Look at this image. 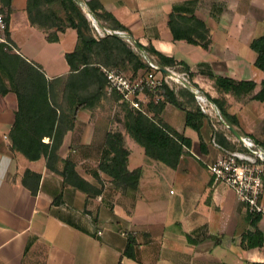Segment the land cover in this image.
Here are the masks:
<instances>
[{
    "label": "crops",
    "instance_id": "1",
    "mask_svg": "<svg viewBox=\"0 0 264 264\" xmlns=\"http://www.w3.org/2000/svg\"><path fill=\"white\" fill-rule=\"evenodd\" d=\"M26 1L2 0L7 40L14 53L41 73L58 96L54 89L62 92L66 77L73 78L64 54L77 43L75 30L31 23ZM79 2L89 26L93 17L102 28L85 0ZM97 2L124 27L120 30L129 38L121 40L142 60L140 50L150 46L175 61L162 68L183 71L181 63L186 65L189 83L212 99L216 111L219 95L210 75L255 84L264 77L253 66L255 53L248 46L263 30L259 17L264 0ZM170 14L192 15L203 22L208 31L207 46L173 39L168 27ZM106 29L115 30L111 26ZM50 32L56 40L47 39ZM168 87L186 109L196 105L182 85L171 82ZM222 98V108L234 114L237 123L225 121L219 113V125H215L204 115L200 140L185 126L180 109L165 103L156 111L162 122L190 141L188 146L182 145L174 166H167L145 156L142 145L125 132L122 117L113 118L112 108L120 102L116 93L104 94L91 108L77 111L48 168L46 156L28 160L11 149L8 132L16 99L11 91L0 93V264L262 263L264 210L252 224L235 192L212 182L207 165L225 151L236 149L231 132L247 134L264 144V101L236 100L228 93ZM147 100L144 98L141 106L144 104L151 114ZM113 131L122 133L126 168L140 169L134 192L121 188L98 167L101 161L108 164L111 160L105 141ZM41 141L49 142L47 137ZM66 159L82 185L65 182L59 174ZM261 178L264 209V165ZM255 227L263 235V247H241L240 236ZM128 234L135 242L132 258L122 254Z\"/></svg>",
    "mask_w": 264,
    "mask_h": 264
},
{
    "label": "trees",
    "instance_id": "2",
    "mask_svg": "<svg viewBox=\"0 0 264 264\" xmlns=\"http://www.w3.org/2000/svg\"><path fill=\"white\" fill-rule=\"evenodd\" d=\"M56 2L61 6L66 17L67 22L64 26L74 29L77 38L73 50L64 54L73 78L70 75L66 77L64 88L60 92L59 103L56 101L53 89H50L51 84L47 83L43 75L19 55L10 52L8 46L0 43V93L11 91L16 99L14 121L8 132L11 149L28 160H34L41 154L46 156L48 168L51 167L50 161L56 157L55 152L63 133L72 127L77 111L91 108L105 93L102 68L113 63L123 67L128 65L127 68L132 73L141 68L144 73L149 68L146 62L141 60V56L131 51L126 43L118 37L111 35L96 39L86 35L89 23L81 5L76 1L27 0L26 10L29 21L43 28L55 26L51 24V18L55 16L54 10H51L49 6ZM85 4L96 18L107 23L108 27L111 26L119 30L124 28L102 8L97 0H85ZM49 20L51 23L48 22ZM259 20L263 30L260 35L249 41L248 46L255 53L253 66L264 75V11ZM168 27L173 39H182L187 43L199 44L202 47H206L208 44V31L204 23L192 15L170 14ZM57 29L60 30V28ZM47 39L49 41L56 40L55 33H48ZM143 51L148 59L158 66H170L175 62L172 58L165 57L150 46L144 47ZM88 55L95 57L102 55L105 62L100 65L99 62L91 61ZM181 64L182 68L187 71L186 65ZM130 76L134 77L135 74ZM210 78L219 95L215 99L219 113L225 121L231 124H236L237 118L222 108L223 93L230 94L236 100L245 98L258 102L264 101V77L258 84L215 75H210ZM88 86L91 90L84 91ZM157 95L159 99L156 102L148 101L146 103L151 114H148L145 108H142V111L136 110L120 101L125 112L122 116L123 128L133 140L142 145L145 156L167 166H174L175 159L181 153L182 145L188 146L190 141L162 122L157 117L156 111H159L165 103L183 111L185 126L194 130L199 140V126L204 115L196 105L186 109L175 92L164 82L158 86ZM43 137H47L49 142H42ZM105 143L107 149L112 153V157L108 164L101 161L98 164L99 169L109 174L113 182L121 188L134 192L140 169L128 170L126 168L127 150L123 147L122 133L119 131L108 133ZM259 145L264 148V144ZM59 174L65 182L75 186H80L83 183L74 172L72 163L67 159L63 160L62 170L59 171ZM35 190L36 184L31 187V192L35 193ZM246 215L249 221L254 224L260 214L250 215L246 212ZM134 245V238L128 234L122 254L132 258ZM240 246L263 247L261 231L255 227L253 231L243 233L240 236ZM254 264H264V259L262 263Z\"/></svg>",
    "mask_w": 264,
    "mask_h": 264
},
{
    "label": "built area",
    "instance_id": "3",
    "mask_svg": "<svg viewBox=\"0 0 264 264\" xmlns=\"http://www.w3.org/2000/svg\"><path fill=\"white\" fill-rule=\"evenodd\" d=\"M3 10L2 0H0V43L11 48L6 36V21ZM91 18L97 32L106 30L110 35L129 38L125 31L101 28L96 25L94 18ZM140 51L149 67V70L140 75L131 77L116 67L102 68L107 94L116 93L120 101L127 103L133 109L142 111L141 103L144 98H150L152 102L159 99L157 88L162 82L167 85L175 82L192 94L197 108L203 115H217L212 99L192 87L186 71H173L169 68L159 67L151 62L142 50ZM157 71L162 75L157 76ZM231 142L240 148L225 151L222 156L217 157L211 164L207 165V170L213 183L230 188L235 192L237 199L244 205L248 214H261L264 210L260 200L263 188L261 174L264 165V148L247 134L231 132ZM214 145L219 148L217 144L214 143Z\"/></svg>",
    "mask_w": 264,
    "mask_h": 264
},
{
    "label": "rangeland",
    "instance_id": "4",
    "mask_svg": "<svg viewBox=\"0 0 264 264\" xmlns=\"http://www.w3.org/2000/svg\"><path fill=\"white\" fill-rule=\"evenodd\" d=\"M76 2L77 3H80L79 2V0H76ZM49 8L51 9V10H54V14H55V16L53 17V18H51L52 19V23L50 22V20L48 21L49 23H51V24H54L57 28H64V25L66 24V17H65V15H64V12H63V10H62V8H61V6L59 5V3L58 2H56V3H51L50 4V6H49ZM85 13H88V11L86 12V10H85ZM91 18V17H90ZM97 20H98V22L101 24V26H102V28H104V29H106V26H107V23H104L103 21H101L100 19H98L97 18ZM92 23V22H91ZM105 26V27H104ZM50 33H52V32H50ZM85 34L86 35H89V36H91V37H93V38H100V37H103V36H111L110 34H108V32L105 30V31H101V30H99V32H97L96 31V29L94 28V26H93V24H91L89 27H88V31H86L85 32ZM113 36H115V37H118L119 39H121L122 37H119V36H117V35H113ZM124 42V41H123ZM9 51L10 52H14L13 51V49L12 48H10L9 47ZM135 53V52H134ZM88 56H90V55H88ZM91 61H93V62H99L100 63V65H102V64H104V62H105V59L103 58V56L102 55H100V56H97V57H95L94 55H91L90 57H88ZM142 60V59H141ZM142 61H144V60H142ZM111 67H116V68H118L119 70H121L123 73H130V74H132L131 73V70L130 71H128L129 69L127 68L128 67V65L127 66H122V65H119V64H117V65H115L114 63L113 64H109ZM158 66V65H157ZM148 68V67H147ZM100 69H101V67H100ZM146 70H149V68L148 69H146ZM142 71H143V69L141 68V69H139V70H136L135 71V73H136V75H140V74H142ZM135 73H133V74H135ZM132 74V75H133ZM135 75V76H136ZM156 75L157 76H160V75H162L160 72H156ZM55 90V92L57 93V95L58 96H56V101L59 103V98H60V91H61V89H54ZM91 89H90V86H88V87H86V89H84V91H90ZM187 90V89H186ZM104 94H107L106 92L104 93ZM104 94H103V96H104ZM111 94V93H110ZM107 95H109V94H107ZM148 99H150V98H148ZM247 100V99H246ZM115 101H116V99H115ZM147 101H151V100H147ZM146 103V102H145ZM115 104H116V108H112V114H113V118H115V119H117V120H120V118L124 115V109L122 108V104L119 102V103H117V102H115ZM61 106L62 107H64V105L63 104H61ZM144 106V104H142V106H141V108H144L143 107ZM211 119H212V121L214 122V124L216 125V124H218L219 125V110L217 111V115L216 116H214V115H211V116H209ZM231 134V133H230ZM233 147L235 148L236 147V149H239L240 147H238V145H235V143L233 144ZM167 189L165 188V191H166Z\"/></svg>",
    "mask_w": 264,
    "mask_h": 264
}]
</instances>
